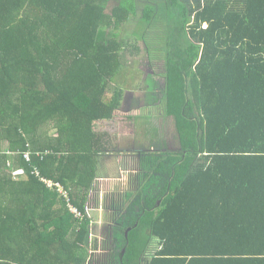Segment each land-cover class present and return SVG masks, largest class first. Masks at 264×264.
Wrapping results in <instances>:
<instances>
[{"label":"trees","instance_id":"trees-1","mask_svg":"<svg viewBox=\"0 0 264 264\" xmlns=\"http://www.w3.org/2000/svg\"><path fill=\"white\" fill-rule=\"evenodd\" d=\"M133 25L132 39L164 68L161 91L148 78V105L161 94L182 151L126 156L128 186L99 189L111 242L90 241L88 206L112 147L93 124L123 106L130 45L121 36ZM149 186L161 195L122 240L113 229L128 198ZM99 255L104 264H264V0H0V264Z\"/></svg>","mask_w":264,"mask_h":264},{"label":"rangeland","instance_id":"rangeland-1","mask_svg":"<svg viewBox=\"0 0 264 264\" xmlns=\"http://www.w3.org/2000/svg\"><path fill=\"white\" fill-rule=\"evenodd\" d=\"M134 32H136V27L133 25V26L126 28L124 30V34L121 36V39L123 41H128L130 46L127 49L126 54L123 56L124 57L123 63L125 66V70H124L125 76L120 79V83L121 82H123V84L127 83L129 86V89H133L134 91L133 90L126 91V93L131 96L125 97L123 106L121 107L119 111H117L116 116L120 118L121 117L129 118L128 113H131L130 110L132 109L137 114L136 118H139L138 122L140 125V129H139L140 133H137L136 140L138 141L142 140L141 142L143 146H145L144 147L145 149L149 148L150 146L148 147V144L151 143V146L156 144L157 151L158 150L165 151L168 154L169 153L179 154L182 151V147H181V144L179 143L178 132L175 131V124H174L173 119L166 118L162 114V103L160 102L161 94H158L156 96L157 99L153 97L154 99H156V101H153L151 105H147V101H152L151 96L154 93V91L153 92L151 91L152 89L154 90V88L152 87L153 82L151 81L147 82L148 78L153 79V81L156 82V84H158V89L156 90L161 91L163 89L164 82H163V78L161 77L162 73L164 72L163 63L158 59L152 60L149 57L148 52L146 51V48L142 45L143 43L141 41L132 39V36H134L133 35ZM136 46L139 48V51L135 49ZM137 87L138 88L142 87L144 89L138 90ZM141 90L142 92H140ZM148 92H150V94H147ZM112 97H113V92L105 96L107 101H109ZM141 101L144 102L145 104L144 106H141V108H139V106L141 105ZM132 119L133 118H131L130 121ZM114 123L115 124H111L110 127H107V128H105V126L104 127L98 126L99 128H97V130L101 131L98 133H102V134H104L105 131L109 129L110 132L107 131L108 133H105L106 136H105L104 141L109 140L110 141L109 143L112 142L111 145L113 146V149H115L114 152L112 153H119L121 156L123 155V157L118 156L117 158L107 157L106 162L109 161L108 160L109 158L112 159L113 161H117L119 158H122L121 160H123L125 156L131 155V152H129L128 150L134 151L135 149H139L135 146L133 148V145L135 144L126 145L124 140H128L129 138L124 139V137H122L121 138L122 144L120 143L115 144V141L119 139V137L117 138L116 134H114V130H115L114 128H116L115 126L117 124L116 120ZM149 123H151V126L149 125ZM56 130L57 129H54L52 131L51 133L52 137H57ZM4 147L8 149L9 143L5 142ZM16 155L17 154L12 155V157ZM9 162H12L13 164L12 169H15L16 167L14 165V161L10 160ZM112 164H113V168H109L107 166L104 167L102 165L100 166V177L110 176V178H113V177L117 178V175H116L117 172H115L117 171V167L115 165V162H112ZM124 164H126V162H124ZM124 164L123 165L121 164L122 171L124 170L122 167L124 166ZM170 166L171 164H169L168 162L167 167H170ZM12 169H9V170L13 173L14 170ZM137 174L138 172H136V175ZM34 175H35V172H34ZM19 181L26 182L27 181L26 174L25 176L21 177ZM167 183H168V177H166V184ZM104 185H105V181H101V183H99V186L96 187L98 188V192H93L92 197H91L92 202L90 203V206H88V209H90L88 210V213H90L91 216L96 217V220L94 219L95 226L92 232L93 236L92 235L90 236V241L92 239L94 240L97 239L99 241H102V239H106L109 242H111L110 234H111L112 228H111V224L109 223L110 215L108 214V212L105 211L106 203L104 199L101 200V198H103V195L100 192L101 190H99L100 187L102 186L104 187ZM158 190H159L158 188H154V187L152 188L151 186H149L148 188H146L143 195L134 197V198L132 197L128 198L126 211L122 216L123 218L119 220L120 225L113 229L115 230L114 232L117 233L121 239L124 238L125 234L131 231V227L133 226V220L141 218L143 211L147 209V201L156 198L158 195H161V192H159ZM100 200L101 202L99 203ZM94 205L96 206V210L92 208L94 207ZM142 238H143L142 246L144 245V248H146L145 244L150 242L149 241L150 239L146 231H143ZM88 247L90 248L92 247L91 243L88 244ZM118 247H119V244H117V248ZM111 248H114V247H111ZM153 249L154 247L149 248L147 252L148 256L153 255L152 254L154 252ZM112 252H114V256H116V250H112ZM117 252H119V250H117ZM119 254L120 255L117 256L118 258L121 256V253ZM106 257L107 256L105 255H99L96 258H93V263L98 264V262L100 261V264H104V261L106 262Z\"/></svg>","mask_w":264,"mask_h":264},{"label":"crops","instance_id":"crops-1","mask_svg":"<svg viewBox=\"0 0 264 264\" xmlns=\"http://www.w3.org/2000/svg\"><path fill=\"white\" fill-rule=\"evenodd\" d=\"M132 90L133 89H127V91H132ZM140 92H142V91H140ZM127 96H131V95H128L125 92V97H127ZM144 104L145 103L141 101V105L139 106V108H141V106H144ZM147 105H148V101H147ZM130 112L131 113H128L129 114V118H125V117H121L120 118V117H117L116 116L117 112H116L115 117H114L113 120H100V121L94 122V124H93V126H94V132L95 133L101 132V131L97 130V128H99L98 126H100V127H104L105 126V128H107V127H110L111 124H115L114 122L116 120L117 124L115 126L116 128H114L115 129L114 130V134H116V137L117 138L119 137V139H117L115 141V144L116 143L122 144V141H121V138L122 137H124V139L125 138H129L128 140H124V142L126 143V145H128V144H135V145H133V148L135 146V147L139 148L140 150L139 149H135L134 151L133 150H128V151L131 152V155H140L139 152L140 151L143 152V150H145V148H144L145 146H143V144L141 142L142 140H140V141L136 140L137 139V136H136L137 133H140V130H139L140 129V125H139V122H138L139 121V118H136V115L137 114L132 109L130 110ZM132 112H133L134 115L132 114ZM131 118H133V119L130 121ZM135 119H137V120H135ZM107 131L110 132L109 129ZM107 131H105V133H108ZM98 134H102V133H98ZM133 138H135V139H133ZM107 142L109 143L110 141L107 140ZM149 146L151 147V143L148 144V147ZM122 147H124V146H122ZM109 150H110L109 152H111V153L110 154H107L106 157H103L102 166H104V167L107 166L109 168H113L112 162H115V165L117 167V171H115V172H117V174H116L117 175V178L116 177L110 178V176H108V177L101 176L100 177V180L98 182V186H99V183H101V181H105L107 183H110V182L119 183L120 182L121 184L127 185V183H129V179H130V177H129L130 172L128 173L125 170H123V171L121 170V168H120L121 160L120 159H118L117 161H113L112 159L109 158L108 159L109 161L106 162L107 157H111V158H117L118 157L117 154L112 153L115 150V149H113V146ZM146 150L149 151L148 149H146ZM152 151H154V149H152ZM119 170H120V172H119ZM110 174H112V173H110ZM133 174L136 175V173H133Z\"/></svg>","mask_w":264,"mask_h":264},{"label":"built area","instance_id":"built-area-1","mask_svg":"<svg viewBox=\"0 0 264 264\" xmlns=\"http://www.w3.org/2000/svg\"><path fill=\"white\" fill-rule=\"evenodd\" d=\"M8 154L9 155H15V153H13V152H8ZM24 156H25V158H26V160L27 161H30L31 160V153L30 152H26L25 154H24ZM8 167H9V169H12L13 168V164H12V162H9V164H8ZM35 174L39 177L40 175H39V173L37 172V171H35ZM13 176H14V178H15V180L16 181H19V179L21 178V177H23V176H25V171L24 170H15L14 172H13ZM44 184H46L50 189H54V188H57L58 189V193H60V194H63V191H62V188H61V186H59V185H54L53 183H51V182H47L46 180H44V179H42L41 180ZM76 214H77V212H75Z\"/></svg>","mask_w":264,"mask_h":264},{"label":"flooded vegetation","instance_id":"flooded-vegetation-1","mask_svg":"<svg viewBox=\"0 0 264 264\" xmlns=\"http://www.w3.org/2000/svg\"><path fill=\"white\" fill-rule=\"evenodd\" d=\"M151 147H152V148H151ZM151 147H149V148H147V149H148L149 151H151V152H153L152 149H154V151H156V144H155V145H152ZM118 156L121 157V155H118ZM122 157H123V155H122ZM125 157H126V156H125ZM125 157H124V158H125ZM119 159L121 160V158H119ZM121 164H122V160H121ZM120 168H121V165H120ZM121 169H122V168H121ZM128 184H129V183H127V186H128ZM144 192H145V191L142 192V195H143ZM147 205H148V204H147Z\"/></svg>","mask_w":264,"mask_h":264}]
</instances>
